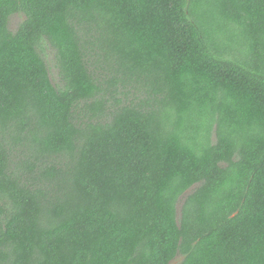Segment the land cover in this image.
Instances as JSON below:
<instances>
[{"label":"trees","instance_id":"obj_1","mask_svg":"<svg viewBox=\"0 0 264 264\" xmlns=\"http://www.w3.org/2000/svg\"><path fill=\"white\" fill-rule=\"evenodd\" d=\"M0 264H264V0H0Z\"/></svg>","mask_w":264,"mask_h":264},{"label":"rangeland","instance_id":"obj_2","mask_svg":"<svg viewBox=\"0 0 264 264\" xmlns=\"http://www.w3.org/2000/svg\"><path fill=\"white\" fill-rule=\"evenodd\" d=\"M11 20H12V24L15 25L18 22L19 19H18L17 16H12Z\"/></svg>","mask_w":264,"mask_h":264}]
</instances>
